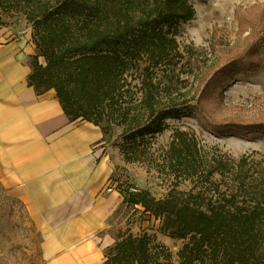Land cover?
I'll use <instances>...</instances> for the list:
<instances>
[{
	"label": "trees",
	"instance_id": "trees-1",
	"mask_svg": "<svg viewBox=\"0 0 264 264\" xmlns=\"http://www.w3.org/2000/svg\"><path fill=\"white\" fill-rule=\"evenodd\" d=\"M0 11L31 27L29 86L39 95L53 89L71 121L91 122L104 136L119 130L128 163L156 162L168 120L197 108L202 86L214 82L208 53L179 41L195 16L192 0H0ZM253 40L223 75L264 66ZM159 159L172 180L166 196L128 190L122 204L183 241L178 260L155 237L128 231L105 250L106 264H264V156L209 157L194 135L175 129Z\"/></svg>",
	"mask_w": 264,
	"mask_h": 264
},
{
	"label": "crops",
	"instance_id": "crops-1",
	"mask_svg": "<svg viewBox=\"0 0 264 264\" xmlns=\"http://www.w3.org/2000/svg\"><path fill=\"white\" fill-rule=\"evenodd\" d=\"M31 31L0 25V187L28 211L40 264H106L123 205L102 129L71 121L51 89L29 86Z\"/></svg>",
	"mask_w": 264,
	"mask_h": 264
},
{
	"label": "rangeland",
	"instance_id": "rangeland-1",
	"mask_svg": "<svg viewBox=\"0 0 264 264\" xmlns=\"http://www.w3.org/2000/svg\"><path fill=\"white\" fill-rule=\"evenodd\" d=\"M192 2L195 16L183 25L179 41L191 44L190 31L200 28L207 47H195L199 52L208 53L212 65L208 81L214 79V82L202 86L203 97L197 108L168 120L169 128L157 139L158 151L153 164L126 162L117 145L119 130L114 129L105 136L106 151L116 162L112 184L124 195L136 189L149 190L158 199L166 196L172 180L158 168L159 158L175 129L194 135L209 157L212 153L234 160L242 156L259 160L264 156V66L251 72L223 75L225 65L245 48L252 35L264 57V0ZM0 14L2 25L19 27L25 34L31 31L21 14L1 11ZM40 61L44 63L43 59ZM179 185L182 190L189 188L188 182ZM110 224L115 237L128 231L155 237L172 251L174 261L178 260L177 252L183 241L163 233L161 221L149 217L140 207L121 205ZM38 245V233L28 218V211L21 202L6 197L0 187V264H40Z\"/></svg>",
	"mask_w": 264,
	"mask_h": 264
},
{
	"label": "clouds",
	"instance_id": "clouds-1",
	"mask_svg": "<svg viewBox=\"0 0 264 264\" xmlns=\"http://www.w3.org/2000/svg\"><path fill=\"white\" fill-rule=\"evenodd\" d=\"M224 0H221L223 3ZM190 42L196 47H207L205 43V37L201 35V30L199 27L192 29L189 34Z\"/></svg>",
	"mask_w": 264,
	"mask_h": 264
},
{
	"label": "built area",
	"instance_id": "built-area-1",
	"mask_svg": "<svg viewBox=\"0 0 264 264\" xmlns=\"http://www.w3.org/2000/svg\"><path fill=\"white\" fill-rule=\"evenodd\" d=\"M132 192H136L137 190L136 189H131Z\"/></svg>",
	"mask_w": 264,
	"mask_h": 264
}]
</instances>
